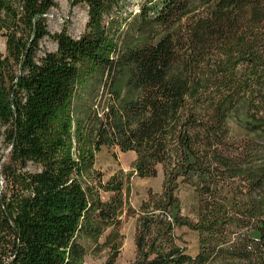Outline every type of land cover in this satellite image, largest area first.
<instances>
[{
  "label": "trees",
  "instance_id": "16d2710c",
  "mask_svg": "<svg viewBox=\"0 0 264 264\" xmlns=\"http://www.w3.org/2000/svg\"><path fill=\"white\" fill-rule=\"evenodd\" d=\"M130 2L140 7L125 17ZM70 3L88 8L77 38L67 25L50 32L56 0H0V264H86L104 251L115 264L130 216V264H264V137L236 140L226 126L245 100L264 131V0ZM45 38L57 49L39 56ZM103 147L135 152L133 171L105 181ZM159 165L163 192L134 208L131 177ZM183 181L195 219L182 212ZM182 227L199 235L194 255Z\"/></svg>",
  "mask_w": 264,
  "mask_h": 264
},
{
  "label": "rangeland",
  "instance_id": "374dc122",
  "mask_svg": "<svg viewBox=\"0 0 264 264\" xmlns=\"http://www.w3.org/2000/svg\"><path fill=\"white\" fill-rule=\"evenodd\" d=\"M71 0H56L57 7L53 8L47 15V22L51 33L60 31L64 25L68 26V32L71 36L79 37L86 28L88 20V8L85 5L71 6ZM140 3L130 2L126 5L123 16L127 17L131 11H137ZM57 49L56 42L51 38H45L41 42L42 56L45 51H55ZM5 40L0 33V51L5 52ZM264 115V109L260 112ZM227 127L230 136L236 140L244 141L246 137H264V131L254 130V126L248 121V104L245 100L227 112ZM4 129L0 125V167L8 160L9 148L6 145L3 135ZM136 154L133 151L123 152L119 148L103 147L97 154L96 168L102 173L103 179L107 181L120 170L128 173L133 171V163ZM28 170L36 171L38 166L30 163ZM166 179V171L162 165L158 166V174L153 178H141L137 174L131 177V194L130 203L134 208H138L141 202L148 197V191L152 189L156 193H162ZM0 185L3 187V181L0 179ZM178 195L183 203L182 212L185 216L195 219L196 208L198 205V197L194 186L187 181H183L180 185ZM108 198L107 194H104ZM136 217H124L120 232L124 236L123 245L115 264H130L137 256L135 237L137 233ZM177 233L182 235L186 241V247L190 254H196L199 248V235L197 232L182 227L177 229ZM107 258V252L104 251L98 257L88 256L85 260L86 264H104Z\"/></svg>",
  "mask_w": 264,
  "mask_h": 264
}]
</instances>
